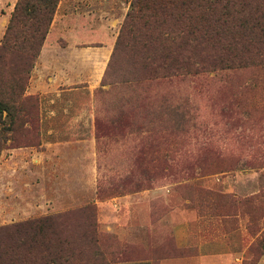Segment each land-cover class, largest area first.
<instances>
[{
	"label": "rangeland",
	"instance_id": "obj_1",
	"mask_svg": "<svg viewBox=\"0 0 264 264\" xmlns=\"http://www.w3.org/2000/svg\"><path fill=\"white\" fill-rule=\"evenodd\" d=\"M61 1L27 91L39 145L0 156V241L39 224L78 264H264V62L148 92L121 76L102 86L133 0ZM86 19L103 42L80 43ZM166 138L170 167L132 192L140 152Z\"/></svg>",
	"mask_w": 264,
	"mask_h": 264
},
{
	"label": "trees",
	"instance_id": "obj_2",
	"mask_svg": "<svg viewBox=\"0 0 264 264\" xmlns=\"http://www.w3.org/2000/svg\"><path fill=\"white\" fill-rule=\"evenodd\" d=\"M60 1L18 0L0 41V156L9 143L39 145V99L27 91ZM254 58L264 62V0H133L102 86L121 76L148 92L188 76L247 67ZM164 111L175 110L165 104ZM168 142L152 141L140 152L143 181L132 192L149 186L158 165L170 167ZM107 192L123 191L100 186L98 195ZM41 230L16 226L9 241H0V264H78L70 239L54 233L56 245H48Z\"/></svg>",
	"mask_w": 264,
	"mask_h": 264
},
{
	"label": "crops",
	"instance_id": "obj_3",
	"mask_svg": "<svg viewBox=\"0 0 264 264\" xmlns=\"http://www.w3.org/2000/svg\"><path fill=\"white\" fill-rule=\"evenodd\" d=\"M18 0H0V37H3V34L6 32L7 26L9 24L11 14L15 8V5ZM65 3V0L61 1ZM93 18L92 16H90ZM87 21L84 24H81L80 27V36L82 37L80 43L81 44H98L100 42H103V40H100L99 34L105 32L104 29L102 31L98 30V27L93 24L91 19H86ZM93 20V19H92ZM101 26V25H100ZM101 32V33H100ZM51 37V32L48 34V37L46 39V42L44 44L42 53L40 55V59L43 57V54L45 50L48 48V42Z\"/></svg>",
	"mask_w": 264,
	"mask_h": 264
}]
</instances>
